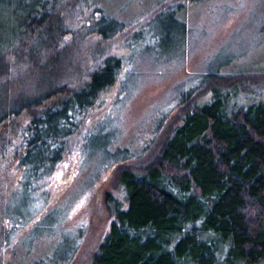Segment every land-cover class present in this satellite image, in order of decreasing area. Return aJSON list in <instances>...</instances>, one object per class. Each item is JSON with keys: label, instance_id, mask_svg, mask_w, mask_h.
<instances>
[{"label": "trees", "instance_id": "16d2710c", "mask_svg": "<svg viewBox=\"0 0 264 264\" xmlns=\"http://www.w3.org/2000/svg\"><path fill=\"white\" fill-rule=\"evenodd\" d=\"M63 1L0 0V129L20 137L17 146L0 132V157L4 168L19 170L17 188L35 190L59 168L86 110L122 66L114 55L85 72L66 63L62 43L73 31L63 22L81 0L57 7ZM160 5L154 15L179 18L181 9L175 15ZM93 24L101 40L123 29L106 13ZM212 75L224 83L201 104L187 103L190 92L184 94L180 122L156 161L141 173L113 163L123 199L105 195L111 220L92 264H264V101L229 107L219 88L239 90L235 79L249 74Z\"/></svg>", "mask_w": 264, "mask_h": 264}, {"label": "rangeland", "instance_id": "374dc122", "mask_svg": "<svg viewBox=\"0 0 264 264\" xmlns=\"http://www.w3.org/2000/svg\"><path fill=\"white\" fill-rule=\"evenodd\" d=\"M158 4L164 11L174 8L175 15L181 9L179 18L154 15ZM105 13L123 22V29L101 40L93 22ZM66 16L63 26L73 31L62 43L70 50L68 65L85 72L114 55L122 66L86 110L59 168L43 176L37 189L17 188L19 170L4 168L0 157V264H65L73 246L67 264H92L111 220L105 195L123 197L116 168L141 173L156 161L180 122L184 94L190 92L187 103L201 104L224 83L212 73L249 74L246 81L235 79L239 90L219 88L229 107L264 101V0H81ZM12 137L19 146L20 137Z\"/></svg>", "mask_w": 264, "mask_h": 264}]
</instances>
